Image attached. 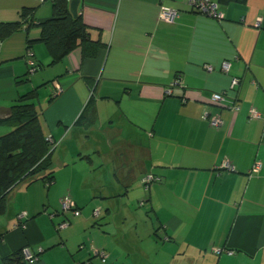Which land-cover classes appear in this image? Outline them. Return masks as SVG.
<instances>
[{"label":"crops","instance_id":"obj_1","mask_svg":"<svg viewBox=\"0 0 264 264\" xmlns=\"http://www.w3.org/2000/svg\"><path fill=\"white\" fill-rule=\"evenodd\" d=\"M186 1L78 0L77 15L101 47L83 57L77 46L50 64L37 41L50 0H0V23L21 22L0 39V117L34 90L28 102L54 142L52 182L24 179L5 195L0 264H264V0L218 3L221 20ZM160 6L177 17L158 20ZM22 9L29 10L26 21ZM177 76L180 83L166 93ZM231 77L239 80L233 88ZM212 93L225 98L212 103ZM89 98L92 123L82 113ZM250 106L259 118H248ZM203 113H217L222 124L209 125ZM0 125V135L11 127ZM83 139L90 140L85 150ZM101 146L111 147L113 173L91 184ZM256 160L261 166L248 177ZM148 172L157 180L146 190V208L131 211L125 197L141 198L137 178ZM66 194L78 215L59 209ZM61 221L66 225L57 227ZM22 248L36 258L23 260Z\"/></svg>","mask_w":264,"mask_h":264},{"label":"trees","instance_id":"obj_2","mask_svg":"<svg viewBox=\"0 0 264 264\" xmlns=\"http://www.w3.org/2000/svg\"><path fill=\"white\" fill-rule=\"evenodd\" d=\"M215 1L229 3L244 0ZM50 2L51 16L37 23L39 27L37 41L45 46L50 64L58 62L77 46L81 49L83 57L94 56L101 44L90 40L88 28L79 15L71 16L68 11V0H50ZM28 12L27 9L21 10L20 16L23 17V21H26ZM20 26L19 21L0 23V39ZM35 96L36 93L32 90L19 97V102L7 109L6 116L0 117V123H7L12 127L7 133L0 135V211L4 206L7 191L18 182L24 179L29 183L40 180L45 186L52 182L49 162L50 144L41 132L33 105L28 102ZM93 106V100L89 98L82 111L83 116H89L87 123L93 121ZM74 206L77 208L75 204Z\"/></svg>","mask_w":264,"mask_h":264},{"label":"built area","instance_id":"obj_3","mask_svg":"<svg viewBox=\"0 0 264 264\" xmlns=\"http://www.w3.org/2000/svg\"><path fill=\"white\" fill-rule=\"evenodd\" d=\"M188 6L190 7L191 10L198 12L200 14L212 17L216 20H221L223 18V14L222 12L219 10L218 7V3L215 0H187L186 1ZM178 15V11L176 9L173 8H168L165 6H160L159 10H158V14H157V19L163 22H172V20L177 17ZM24 59L27 63L28 69L29 71H33L35 68V63L32 59V53L30 50H26L25 55H24ZM203 68L206 71H210L211 66L209 65H204ZM220 69L223 72H227L228 70V63L223 61L220 65ZM238 78L237 77H231L230 79V83H229V87L233 88L234 86L237 85L238 83ZM180 83L179 77L177 76L176 78L173 79V81L168 85L167 88H165V92L169 93L170 89L172 86L174 85H178ZM55 91L59 92L60 91V87L58 86V84H55ZM224 94L223 93H212L210 95V101L212 103H220L221 101H223L224 99ZM229 109L231 111H236L238 109V105L234 102H232L231 106L229 107ZM201 117L203 119H206L208 124L213 126V127H218L222 124V121L219 117V115L217 113L208 116L207 113H203L201 115ZM260 114L259 112L256 110V108L250 106L248 108V118H259ZM48 143L50 144V147H52L53 145V141L51 140L50 137H46L45 138ZM224 168H226L227 170L232 171V167L229 166L227 163H224L222 165ZM261 164L260 161L256 160L252 163L251 167L249 168L248 172H247V176L250 177L251 175L255 174L259 168H260ZM157 180V177L154 176L152 173H145L143 176H141L140 178V183L143 186L144 189L148 188V186ZM59 203H60V210L61 212H66V211H70L72 215H78L79 214V210L77 208H75L74 206V202L72 200L69 199V197L67 196H63L62 198L59 199ZM92 216L96 217L99 214V209L98 208H94L92 210ZM66 221H61L57 227H63L66 225ZM215 252H219V250H215ZM228 254H231L230 251L227 252ZM21 254H22V259L25 261H30V260H34L36 258L35 255H32L29 250L27 248H22L21 249ZM100 257H104V254L102 252L99 253Z\"/></svg>","mask_w":264,"mask_h":264},{"label":"rangeland","instance_id":"obj_4","mask_svg":"<svg viewBox=\"0 0 264 264\" xmlns=\"http://www.w3.org/2000/svg\"><path fill=\"white\" fill-rule=\"evenodd\" d=\"M97 125L98 124H95V126H96V127H94L95 128V131L97 133L99 131V133H102L103 134L104 131H105V129L104 128L101 129L100 127H97ZM98 126H100V125H98ZM101 126H106V125H105L104 122H101ZM0 127H3V126L0 125ZM11 129H12V127H8L7 132L10 131ZM84 131L87 132V130H84ZM91 137H93V135H91ZM89 142H90V140H89ZM89 142H87L86 139L78 140V146L80 145L85 150V148L89 145ZM121 142L122 141H120L119 143H121ZM75 146L77 148V141H76ZM101 148L103 149V157L102 158H100V157H96L95 158L94 163L99 164V166H97V169L98 170L97 171H94L93 174L90 173L89 176L87 175L88 168H90V167H89V165H88V163L86 161L82 160V164L84 165V169L81 170V171L83 172V175L88 176L87 179L84 178V177H83V179L84 180L86 179L87 181H91V184L96 183L99 180L109 181L110 180V174L112 176V173H113V171L111 170L112 168H114V164L111 161V158H112L111 156L113 154V152L111 150V147L104 148V147L101 146ZM81 153H86V152H81ZM89 155H90V157H92V155H94V154H91L90 153ZM116 173L117 172L115 170L114 171V174H116ZM137 183H138L139 186L135 190H139L140 191V193L142 195L141 198H136V196L132 195L131 193H130L129 196H127L125 198L126 199H129L128 202L132 206L131 211L140 210V212H143L144 209L146 208L145 207V205H146L145 204V201H146L145 198H146L147 192L144 190L143 186L141 185V183L139 181V178H137ZM133 188H135V187H133ZM89 190H90V195H91L92 194L91 189L89 188ZM80 195L81 196H85V194H80ZM64 196H67V194L64 195ZM69 199L72 200L71 198H69ZM126 199H124V200H126ZM88 201H89V198H88V200L86 202L88 204H85L83 207H85L87 205L86 207H90L91 208V204ZM58 203H59V201H58ZM86 207L84 209H86ZM59 209H60V203H59ZM149 216H151V215H149ZM139 227L142 228V225H140ZM142 230H143V228H142ZM142 232H144V231H142ZM153 253L157 254L154 251H153ZM153 258L157 259V256L150 255L148 259L151 260Z\"/></svg>","mask_w":264,"mask_h":264},{"label":"water","instance_id":"obj_5","mask_svg":"<svg viewBox=\"0 0 264 264\" xmlns=\"http://www.w3.org/2000/svg\"><path fill=\"white\" fill-rule=\"evenodd\" d=\"M78 0H68V11L72 17L77 15Z\"/></svg>","mask_w":264,"mask_h":264}]
</instances>
